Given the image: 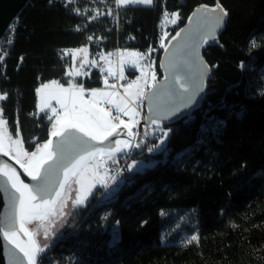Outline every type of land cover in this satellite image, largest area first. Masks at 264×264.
Returning a JSON list of instances; mask_svg holds the SVG:
<instances>
[{"label":"trees","instance_id":"trees-1","mask_svg":"<svg viewBox=\"0 0 264 264\" xmlns=\"http://www.w3.org/2000/svg\"><path fill=\"white\" fill-rule=\"evenodd\" d=\"M217 3L227 23L203 47L210 71L192 121L163 124L172 128L165 151L135 155L149 166L124 171L110 200L97 205L93 197L73 211L53 247L59 264L66 258L74 264H264V246L252 237L253 227L264 223V0H153L121 7L118 31L109 17L80 19L58 2L31 0L0 66V94H7L0 100L2 120L28 153L36 151L53 125L49 114L38 112L37 90L53 80L69 84L68 51L88 46L93 55V36L101 34L108 48L131 36L126 48L147 52L165 13L179 16L171 40L195 9ZM78 83L90 89L102 80L93 72ZM177 210L194 211L198 241L163 242V212Z\"/></svg>","mask_w":264,"mask_h":264},{"label":"snow or ice","instance_id":"snow-or-ice-1","mask_svg":"<svg viewBox=\"0 0 264 264\" xmlns=\"http://www.w3.org/2000/svg\"><path fill=\"white\" fill-rule=\"evenodd\" d=\"M116 4L150 6L153 0H116ZM173 15L178 17V13ZM227 15V11L219 3L211 9L207 5H202L193 13L196 19L195 21L189 19V24L195 23L196 27L189 30L183 46L184 57L180 60L172 59L166 66L161 65L168 73L164 76V80L169 81V84L164 85L159 92H153L149 97V114L152 124L159 127L165 120H179L185 117L191 119V109L198 105V98H202L205 77L209 71L208 66L200 58L199 48L209 39H216V32L224 24ZM11 31L12 26L7 32L11 33ZM167 35L166 33L165 38ZM178 37L180 32H177L173 39ZM7 42L12 41L9 39ZM161 47L165 45L161 43ZM74 51L86 52L87 49ZM151 81L155 88L157 76L154 72L151 73ZM57 84L58 82L53 80L50 84H43L37 91L43 92ZM147 84L148 80H145L144 85ZM128 87L131 88L132 85L129 84ZM84 93L85 89L82 85L73 86L72 89L58 85L56 89L50 91L47 94L48 100L55 99L62 109L61 113H58L55 108L51 109L52 115L58 117L52 125L51 138L38 146L34 152L16 150L17 163L24 168L27 176L35 184L25 183L19 178L15 169L10 168L8 164L0 166V175L7 177V181L0 186V190L7 195V210L0 219V236L10 245L5 249L6 264H43L41 256L45 252V247L39 244L36 233L26 225L33 221L45 220L51 223L52 217L61 215V209L66 203V185L70 182L80 185V195L75 199V204L78 206L84 205L97 181L107 189L108 185L104 183V177L99 175L100 161L112 159L115 162L116 153L133 148V144L128 140L110 141L109 138L122 135L118 131L121 125L128 129L129 136L134 137L131 131L134 121L126 123L119 118V115L113 116L111 111L99 106V101L85 100ZM91 95L96 97L103 96L105 93L100 89H92ZM137 95L138 97L144 95L142 87ZM5 99L7 94H0V100ZM45 103L47 104V100ZM112 106L117 113L138 115L134 110L129 112L126 104L122 106L113 101ZM44 110L42 107L41 111ZM2 111L3 109L0 108V113ZM47 118L51 120L52 116ZM0 123H6V121L0 119ZM160 130L163 135L159 138V144L147 148L148 152L165 151L160 148V145L165 143L172 128L169 125L166 130L163 127ZM54 139H58L59 142L54 144ZM106 141L108 143H105ZM13 143H19V141ZM135 147L140 148L141 145L135 144ZM11 151L10 147H5L3 137H0V154L9 156ZM21 155L27 160L21 161L18 158ZM132 167H135V164ZM106 172L107 169H105ZM88 176L93 182L85 190V177ZM112 194L106 193L105 198H110ZM21 234L27 237V240H22ZM45 235H47V229ZM118 239V234L114 232L113 243H116ZM190 239L198 241L199 238L193 235Z\"/></svg>","mask_w":264,"mask_h":264},{"label":"rangeland","instance_id":"rangeland-1","mask_svg":"<svg viewBox=\"0 0 264 264\" xmlns=\"http://www.w3.org/2000/svg\"><path fill=\"white\" fill-rule=\"evenodd\" d=\"M179 22V16H174L172 19H167L164 22V30L165 34L167 33V38H164L163 44L165 47L168 45V43L171 41L170 35L172 29L178 24ZM256 46V43L254 41L251 42L249 46V50L254 48ZM164 47V48H165ZM87 49L86 52L84 51H79L76 52L74 50L76 49ZM71 50V56H72V71L70 72L76 74L81 72L83 70L84 66H89L91 60L89 59V48L87 46H83L81 48H76ZM130 50V49H129ZM69 51L67 52V55ZM130 57V58H128ZM120 58H128L125 59V61H120V68L121 71H132L133 68H138L141 70V81L144 82L145 80L150 78V83L148 90L152 87V81H151V72H150V63L148 60V54L146 52H136V51H128L124 50L121 53ZM253 68H249V71H251ZM157 76V81L158 79V73L155 72ZM253 79H255L254 76H252ZM156 81V82H157ZM45 84H50V83H45ZM57 85L51 86L50 89H45L43 92H39V101H38V108L41 110L43 107L45 110L42 112H46V114H49V116H52V121L53 123L55 120L53 119V115L51 112L52 108L58 109V103L55 99H50L48 100L47 94L56 89ZM84 99L87 101H101L100 99H96V97H93L90 95L89 97H86L84 93ZM47 100V104L45 101ZM103 102V101H102ZM104 103V102H103ZM109 104V102H107ZM50 105V106H49ZM112 107V104H109ZM113 108V107H112ZM113 110V109H112ZM113 116L114 113L112 111ZM132 117L131 115H129ZM122 120L125 121L124 117H121ZM2 119V117H0ZM4 132L9 140L10 143V148L12 149L11 154L16 157V150H19L21 152H27L24 148L22 139L20 136L13 137L8 134L7 129L4 126V123H0V133ZM15 141H19V143H13ZM156 141V140H154ZM159 144V139H157L156 143H151L150 145H156ZM147 145V144H146ZM166 145V140L163 145H160L161 149H165ZM146 150V148H145ZM145 152V151H144ZM144 152L142 154H144ZM155 152H161L160 150H156L154 152H148V153H155ZM135 155H140L139 153H135ZM21 161H26L27 158L21 155L18 157ZM118 156H115V162ZM112 159H107L106 160V168L103 167L102 162L100 161V169H99V175L101 177H104V183L108 185L107 189L101 186V183L99 181L96 182L95 187L92 188L91 194L88 195L84 205L86 206L91 198L97 197V205L104 201L110 200L116 191L118 190V187L121 184V179L120 177L126 170L130 171H136V170H143L147 166H149L143 159H138V158H132L130 161H128V165L125 170H119L116 168L112 167V164H114ZM123 162V161H122ZM121 162V163H122ZM142 162V163H141ZM135 164V167H132V165ZM105 169H107V172L105 173ZM93 180L90 176L85 177V190H87L88 185L92 183ZM80 185L78 183H72L70 182L66 186L67 190V197H66V203L65 206L61 209V215L52 217L51 218V223H49L47 220L45 221H33L31 223H28L31 231L36 233V239L39 242L41 246L45 247V252L42 254L41 258H43V255L46 253V251L50 250L55 242H58L59 238L61 235L64 234V231L67 227V224L70 221V218L72 216L73 211L77 208L80 207L75 204V199L78 195H80L79 192ZM106 193H113L112 196L108 199H106ZM163 217L165 219V227L162 232V238L164 243H176L180 245L187 244L191 241V237L193 235L198 236V231H197V219L195 216L194 211L192 210H181V211H164L163 212ZM47 229V235H45V230ZM113 231H116V228H113ZM252 237L255 241L261 243L264 246V223L258 224L253 227L252 229ZM62 264H74V261L69 260L66 258Z\"/></svg>","mask_w":264,"mask_h":264},{"label":"built area","instance_id":"built-area-1","mask_svg":"<svg viewBox=\"0 0 264 264\" xmlns=\"http://www.w3.org/2000/svg\"><path fill=\"white\" fill-rule=\"evenodd\" d=\"M61 4V6L67 10L69 13L75 15L76 17L83 19L86 16L91 18L96 17H109L113 20L116 30H119V16L121 11V5L116 4V0H51ZM78 10V11H77ZM175 12H167L163 15L162 19L157 25V34L158 40L156 42H152L150 47L147 50L148 60L151 65L150 72L155 73L156 70V60L160 50L162 49L161 43L165 38V30H164V22L167 19H172L175 15ZM20 25V20L17 18L12 24V31L11 33H6L2 40V45L0 49V66L4 65V60L8 57L9 52L15 42V39L18 37V29ZM11 40V43H8V40ZM133 39L131 36H128L121 41L119 37L116 39V44L114 47H107L106 44L109 41V38H105L101 34L93 36L94 41V67L93 72H95L102 81H105L112 85L119 93L124 94L123 88L126 85H135L137 80L128 74L126 71H121L120 68V56L123 50H127L126 45L131 42ZM243 65V64H242ZM85 92L88 94V88L83 85ZM139 105V106H138ZM99 106L104 107L106 110L110 111L111 107L107 104L102 103L99 101ZM58 113L62 112L61 108L56 109ZM136 112L138 115L134 116V126L132 128L136 129L139 123L142 120L146 119V104H145V96L139 99L136 103ZM58 117L53 116V119L56 120ZM128 121V118H125ZM192 121V119H187V122ZM163 127L161 124L159 127L156 124H149L146 125V139L147 145L146 150L144 153H148L147 148L153 146L150 145L154 140H157L162 137L163 133L161 132L160 128ZM202 131H205V125L201 126ZM135 157V152H130L128 154L119 155L116 159V162L112 164L113 168L119 170H125L127 167L128 161ZM123 161V162H122ZM122 162V163H121ZM54 247V246H53ZM53 247L46 251L43 255L42 261L43 264H59L54 251Z\"/></svg>","mask_w":264,"mask_h":264},{"label":"water","instance_id":"water-1","mask_svg":"<svg viewBox=\"0 0 264 264\" xmlns=\"http://www.w3.org/2000/svg\"><path fill=\"white\" fill-rule=\"evenodd\" d=\"M30 2H31V0H0V49H1V45H2V40L7 33V30L9 29L11 24L17 18H19L22 11L27 7V5ZM209 9H211V8H209ZM195 11H196V9L193 11V13ZM193 13L189 17V19H192L193 21H195L196 18L193 17ZM189 19L181 27V29L178 31V32H180V37H178L177 39L172 38L171 41L168 43V45L164 48V51H163V53L161 55V59H160V68H161V71L163 73V76L161 79H159L156 82L155 88H153V86H152L149 90H147V92L145 94V104H146V111H147L146 119L142 120L136 129L131 128V131L134 134V137L129 136L128 135V129L123 128V126L121 125V127L118 131L120 133H122V135L109 138L110 141H114L116 139L128 140L130 143L133 144V148L131 150L126 149L122 153H116L115 156H119L122 154H128L132 151L135 153L142 154L145 151L146 144H147L146 125L152 124L151 120H150V114H149V106H150L149 105V97H151L153 92H159L164 85L169 84V81L164 80V76L168 75V73L166 72L165 67H162L161 65L166 66L170 60H172V59L180 60L184 57L183 46H184L185 40L189 34V30L194 29L196 27L195 23L189 24ZM226 23H227V17H225L224 24L216 32V39L219 36V34L222 32V30L224 29ZM181 30H183V31H181ZM216 39L215 40L209 39L207 43L213 44V43H215ZM205 44H202L200 46L199 52H200V58L203 60V62L209 68L208 63L206 62V60L203 57V47ZM209 71H210V68H209ZM209 71L205 77V84H206V79H207V76L209 74ZM170 79H171V77H170ZM204 92H205V87H204ZM204 92L202 93V98L204 96ZM202 98H198V105L193 106L191 111L196 109L200 105ZM0 117H2V113H0ZM179 120H181V119H179ZM175 121H178V120H175V119L171 120V121L165 120V121H162L161 124L172 123ZM0 137H3V142H4L5 147L6 148L10 147L9 140H8V138L4 132L0 133ZM50 138H51V134H50L48 139H50ZM53 142H54V144H56L59 142V140L54 139ZM105 143H108V142L106 141ZM135 144H140L141 147L136 148ZM101 162L103 164V167L106 168V161H101ZM5 163L8 164L10 168L15 169L16 173L19 175V178L21 180H23L25 183L35 184V182L32 181L29 176H27V174L24 171V168H22L20 166V164L17 163V158L15 156H13L12 154H10L9 156H4L3 154H0V166H3ZM6 181H7V177L0 175V186H2ZM9 190H11L10 186H9ZM6 210H7V195L2 190H0V219L3 218ZM26 227H28L30 229L28 224L26 225ZM20 238L22 240H27V237L23 236L22 234H21ZM9 247H10V245H8L7 242L3 240L2 236H0V264H6V261L4 260V256L6 255L5 249H7Z\"/></svg>","mask_w":264,"mask_h":264},{"label":"crops","instance_id":"crops-1","mask_svg":"<svg viewBox=\"0 0 264 264\" xmlns=\"http://www.w3.org/2000/svg\"><path fill=\"white\" fill-rule=\"evenodd\" d=\"M126 6H130V5H126ZM126 6H121V7H126ZM137 6H149V5H137ZM151 6V5H150ZM88 47V46H87ZM89 48V47H88ZM128 51H136L137 53L140 52V51H137V50H129L127 49ZM124 51V50H123ZM69 55H66L67 56H71V51H69L68 53ZM89 59L91 60L89 66H84L83 67V70H81V72L79 73H72L70 72V70L72 71V56H71V63H70V66L68 68V75L70 77V81H69V84L66 85V86H63L64 88H69V89H72L73 86H80V85H84L83 83L82 84H79L78 83V79H81L82 81H84V79L90 77L92 74H93V67H94V54L92 55L91 51H90V48H89ZM130 58V57H128ZM128 58H120V61H125V59H128ZM132 71L136 72L137 74L135 76H133L137 82L135 85H132L131 88L128 87V85L124 86L123 88V92L124 94H121L119 93L112 85H110L109 83L105 82V81H102V85L99 86V87H93V88H90L88 90V93H89V96L91 95V90L92 89H100L101 92L105 93V95L103 96H96V99H100L101 102L103 101L104 104H112L113 101H115L116 103H119L121 104L122 106L124 104L127 105V109L129 110V112L131 111H135L136 112V103L139 99L143 98L148 90V87L150 86L149 83H150V78L148 77V84L147 85H144V82L141 81V70H139L138 68H133ZM50 83V82H49ZM58 85H61L58 83ZM58 87V86H57ZM56 87V88H57ZM143 88V92H144V95L142 97H138V92H139V89L140 88ZM38 92V91H37ZM85 95L86 97H88V94L85 92ZM38 97H39V92H38ZM102 102V103H103ZM109 102V104L107 103ZM110 106V105H109ZM58 107H60V105H58ZM111 107V106H110ZM113 107V106H112ZM111 107V112L113 111L114 115H119V118L122 119L121 117H124L125 118H128V121L125 120L126 123H133L134 121V116L130 117L129 115H125L124 113H117L116 110L114 108ZM113 109V110H112ZM38 112L39 113H43L41 110H39L38 108ZM135 124V122H134ZM133 124V126H134ZM132 126V127H133Z\"/></svg>","mask_w":264,"mask_h":264}]
</instances>
